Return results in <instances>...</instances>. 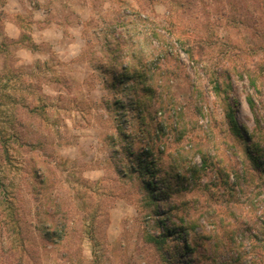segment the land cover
I'll use <instances>...</instances> for the list:
<instances>
[{
	"label": "rangeland",
	"instance_id": "1",
	"mask_svg": "<svg viewBox=\"0 0 264 264\" xmlns=\"http://www.w3.org/2000/svg\"><path fill=\"white\" fill-rule=\"evenodd\" d=\"M255 176L264 0H0V264L249 263Z\"/></svg>",
	"mask_w": 264,
	"mask_h": 264
},
{
	"label": "trees",
	"instance_id": "2",
	"mask_svg": "<svg viewBox=\"0 0 264 264\" xmlns=\"http://www.w3.org/2000/svg\"><path fill=\"white\" fill-rule=\"evenodd\" d=\"M252 83H255V81H252ZM249 104L251 106H253V104H254L253 103V100L251 98L249 99ZM255 168H256V170H258L259 169V165H256V166L254 165V167H252L253 170H255ZM255 177L258 180H260V181L255 186V189L254 190H250V191H249V189L245 190L244 187H243L245 185H241L240 186L241 187L240 192H238V194H240V196L243 197L242 200H241V202H240V204L246 210H248V209H250V210L255 209L257 207V205L259 206V204L262 205V206H264L263 205L264 204V181H262L257 176H255ZM250 180H251V178L250 177H247V180H246L245 183H247V184L251 183ZM248 187L249 186H245V188H248ZM149 189H150V187H149ZM228 214L231 215L230 213H228ZM241 215L246 218V214L244 215L243 211L240 212V214L237 217H241ZM224 221L225 220H223V219H219L218 220L217 223H218V225H220V226H218L219 229H223V228L226 227V225H227L226 223H228V222L225 223ZM260 221H261V226L259 227L258 231L255 232L256 228L254 229L253 227L251 228V226H248L246 228V230H243V229H242V231L237 230V234H235V235H236V239H237L238 242L235 241V240H233V239L230 240V243H231V245H233V248L236 247L235 244H237L238 246H239V244H243L245 246V243L246 242L253 241V243H255V246L256 247H255V250H252V252H250V253H255L254 254L255 256H253V257L250 258V254H248L249 263L243 262L245 260V258L243 257V255H244V253H246V252H244L243 254L240 255V258H239V256L233 258V259H235L234 261H242L244 264H259V259L261 258L260 253L262 252L261 248L264 245V223L262 222V218H261ZM243 232H244V234H242ZM245 232L248 233V237L247 238H246ZM241 234H242V238H241ZM239 235H240V237H239ZM245 239H247L246 242H245ZM233 248H231V249H233ZM228 250L225 249V248H222L221 251L222 252H228Z\"/></svg>",
	"mask_w": 264,
	"mask_h": 264
},
{
	"label": "crops",
	"instance_id": "3",
	"mask_svg": "<svg viewBox=\"0 0 264 264\" xmlns=\"http://www.w3.org/2000/svg\"><path fill=\"white\" fill-rule=\"evenodd\" d=\"M14 28L18 30V27L15 26V24H9V26H5L4 28V32L5 34H7L8 36L12 37V36H15V33H14ZM11 31H13V34L11 33Z\"/></svg>",
	"mask_w": 264,
	"mask_h": 264
}]
</instances>
